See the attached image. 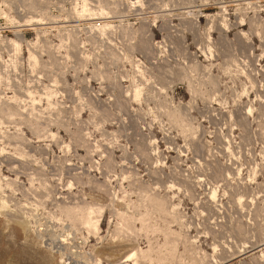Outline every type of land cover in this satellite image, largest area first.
Here are the masks:
<instances>
[{
  "label": "rangeland",
  "instance_id": "1",
  "mask_svg": "<svg viewBox=\"0 0 264 264\" xmlns=\"http://www.w3.org/2000/svg\"><path fill=\"white\" fill-rule=\"evenodd\" d=\"M0 264H264V0H0Z\"/></svg>",
  "mask_w": 264,
  "mask_h": 264
}]
</instances>
